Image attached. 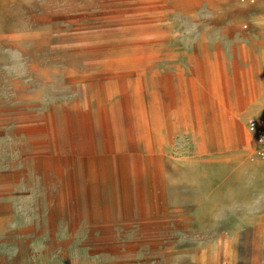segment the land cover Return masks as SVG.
I'll use <instances>...</instances> for the list:
<instances>
[{"label": "rangeland", "instance_id": "rangeland-1", "mask_svg": "<svg viewBox=\"0 0 264 264\" xmlns=\"http://www.w3.org/2000/svg\"><path fill=\"white\" fill-rule=\"evenodd\" d=\"M250 116L264 0H0V264H264Z\"/></svg>", "mask_w": 264, "mask_h": 264}, {"label": "built area", "instance_id": "built-area-1", "mask_svg": "<svg viewBox=\"0 0 264 264\" xmlns=\"http://www.w3.org/2000/svg\"><path fill=\"white\" fill-rule=\"evenodd\" d=\"M247 125L256 139V147L251 153L250 159L264 167V116H250L247 119Z\"/></svg>", "mask_w": 264, "mask_h": 264}, {"label": "bare ground", "instance_id": "bare-ground-1", "mask_svg": "<svg viewBox=\"0 0 264 264\" xmlns=\"http://www.w3.org/2000/svg\"><path fill=\"white\" fill-rule=\"evenodd\" d=\"M138 57H140V56H138ZM136 68V67H135ZM206 69V68H205ZM126 71V70H125ZM142 87V86H141ZM144 88V87H143ZM144 91V90H143ZM143 93V92H142ZM144 101V100H143ZM152 101V100H151ZM177 102V101H176ZM176 109V108H175ZM147 119V118H146ZM138 132V131H137ZM150 133V132H149ZM147 136V135H146ZM149 137H150V135H149ZM152 141V140H151ZM249 141H250V144H254V139H253V137H249ZM149 157H152V156H154L155 155V153H156V151H154V150H152V149H150L149 150ZM162 156V155H161ZM160 164V163H159ZM162 166H163V163H162ZM163 169V168H162Z\"/></svg>", "mask_w": 264, "mask_h": 264}, {"label": "crops", "instance_id": "crops-1", "mask_svg": "<svg viewBox=\"0 0 264 264\" xmlns=\"http://www.w3.org/2000/svg\"><path fill=\"white\" fill-rule=\"evenodd\" d=\"M262 166V165H261ZM263 167V166H262Z\"/></svg>", "mask_w": 264, "mask_h": 264}]
</instances>
